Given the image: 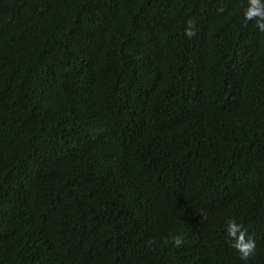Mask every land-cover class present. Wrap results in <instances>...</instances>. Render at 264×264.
Wrapping results in <instances>:
<instances>
[{"label": "trees", "instance_id": "1", "mask_svg": "<svg viewBox=\"0 0 264 264\" xmlns=\"http://www.w3.org/2000/svg\"><path fill=\"white\" fill-rule=\"evenodd\" d=\"M248 6L0 0V264H264Z\"/></svg>", "mask_w": 264, "mask_h": 264}, {"label": "clouds", "instance_id": "2", "mask_svg": "<svg viewBox=\"0 0 264 264\" xmlns=\"http://www.w3.org/2000/svg\"><path fill=\"white\" fill-rule=\"evenodd\" d=\"M254 17L257 18V28L261 32H264V0H249V6L244 12V18L245 21H248L252 20ZM185 35L189 38L195 35L192 21L188 22V27L185 29ZM229 89V91H233L231 87ZM221 96H223V94ZM227 233L230 237L236 238V242L233 244V247L241 253V259L246 261L249 256L253 254L256 248V243L252 236L249 234L247 240H245L247 229L244 228L243 225L236 223L235 219H230L228 221ZM176 243H180L179 239H177Z\"/></svg>", "mask_w": 264, "mask_h": 264}]
</instances>
